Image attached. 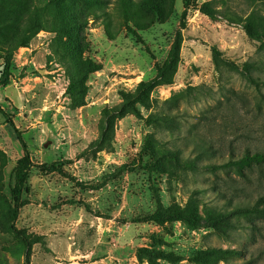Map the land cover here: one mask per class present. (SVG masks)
Returning a JSON list of instances; mask_svg holds the SVG:
<instances>
[{
	"label": "rangeland",
	"instance_id": "374dc122",
	"mask_svg": "<svg viewBox=\"0 0 264 264\" xmlns=\"http://www.w3.org/2000/svg\"><path fill=\"white\" fill-rule=\"evenodd\" d=\"M2 57L0 264H264V0H0Z\"/></svg>",
	"mask_w": 264,
	"mask_h": 264
},
{
	"label": "trees",
	"instance_id": "16d2710c",
	"mask_svg": "<svg viewBox=\"0 0 264 264\" xmlns=\"http://www.w3.org/2000/svg\"><path fill=\"white\" fill-rule=\"evenodd\" d=\"M2 58H3V64H2L3 69L0 74V87L5 86L8 83L9 68H10L9 60L6 57H2ZM150 84H151V81L147 82V85H150ZM1 112L5 115L8 122L11 123V126L13 127L16 134L18 135V139L20 140L23 151H24V154L22 157V165L18 167L15 171L14 187L12 189L13 207L9 213V222H10L11 230L14 231L15 233L20 234L15 226V220L17 219V216H18V210H19L20 203H21V195L24 191L25 182L28 178V174L31 169L32 162H31L26 144L21 137L20 131H18L15 124L10 119V116L4 111H1ZM243 159L246 162H249V163L253 162V163L258 164L264 161V153H260V152L248 153L247 152L243 155ZM213 168H216V166H213ZM263 200H264L263 196L258 197L255 204L252 207L246 209L247 212L253 213L261 218H264ZM193 216H194L193 211L189 210V208L186 206L176 211L175 218L177 220H185V219L191 220ZM221 218H222V215L220 213L212 211L209 214L210 226L213 228H216L217 225L221 222Z\"/></svg>",
	"mask_w": 264,
	"mask_h": 264
},
{
	"label": "water",
	"instance_id": "95a60500",
	"mask_svg": "<svg viewBox=\"0 0 264 264\" xmlns=\"http://www.w3.org/2000/svg\"><path fill=\"white\" fill-rule=\"evenodd\" d=\"M45 145H47V144H45Z\"/></svg>",
	"mask_w": 264,
	"mask_h": 264
}]
</instances>
